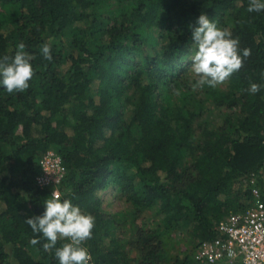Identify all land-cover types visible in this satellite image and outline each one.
<instances>
[{
    "label": "trees",
    "instance_id": "obj_1",
    "mask_svg": "<svg viewBox=\"0 0 264 264\" xmlns=\"http://www.w3.org/2000/svg\"><path fill=\"white\" fill-rule=\"evenodd\" d=\"M248 5L0 0V57L14 55L23 42L35 69L25 92L9 94L0 85V264H59L42 238L30 243L40 237L25 222L43 213L51 195L35 182L49 149L67 168L61 199L95 217L85 243L89 263L170 262L164 238L185 231L212 239L221 219L249 206L250 176L264 158V11L249 13ZM202 12L229 28L241 55L248 48L251 56L226 87L194 92L189 25ZM45 42L51 61L40 52ZM251 83L261 86L258 93L247 91ZM221 108L228 109L223 124L204 118ZM106 193L137 212L160 215L136 259L115 237ZM195 250L173 262L199 264Z\"/></svg>",
    "mask_w": 264,
    "mask_h": 264
},
{
    "label": "clouds",
    "instance_id": "obj_2",
    "mask_svg": "<svg viewBox=\"0 0 264 264\" xmlns=\"http://www.w3.org/2000/svg\"><path fill=\"white\" fill-rule=\"evenodd\" d=\"M249 13L264 11V0H249ZM194 52L191 56V72L197 77L191 88L195 92L204 86L217 88L224 84L243 66L244 60L251 56L248 48L240 49V40L234 37L227 27L201 13L195 24L189 25ZM26 45L20 42L14 55L0 57V85L9 94L25 92L35 75L31 61L33 56L25 50ZM45 60L53 59L51 44L45 42L40 49ZM261 86L251 83L247 91L256 94ZM45 210L40 215L29 216L25 222L40 238L31 239L32 245L39 244L41 238L46 241L42 247L52 252L59 264H89L91 255L85 243L92 239L95 228V217L85 213L71 199H61L57 191L44 202ZM66 241L57 247L59 241Z\"/></svg>",
    "mask_w": 264,
    "mask_h": 264
},
{
    "label": "built area",
    "instance_id": "obj_3",
    "mask_svg": "<svg viewBox=\"0 0 264 264\" xmlns=\"http://www.w3.org/2000/svg\"><path fill=\"white\" fill-rule=\"evenodd\" d=\"M66 173L62 156L49 149L40 158L36 185L62 196L60 186ZM250 178L252 202L244 210L230 211L221 219L215 228L216 237L199 242L194 253L199 264H264V158Z\"/></svg>",
    "mask_w": 264,
    "mask_h": 264
},
{
    "label": "rangeland",
    "instance_id": "obj_4",
    "mask_svg": "<svg viewBox=\"0 0 264 264\" xmlns=\"http://www.w3.org/2000/svg\"><path fill=\"white\" fill-rule=\"evenodd\" d=\"M221 86L226 87L227 81ZM226 110L228 109L221 108L214 112H208L204 118H207L210 121L212 120L214 125L219 126L224 122V117L227 113ZM109 195V193H106L105 195L106 201L104 207L107 212L115 218L112 221L114 225L113 229L115 230V237L119 240L122 239L124 243L126 242V252L130 257L136 259L146 250L144 245H140L141 240L156 228L157 223L160 220V215L156 209L137 212L129 204L118 201L116 198ZM164 239L168 241L169 246H171L169 252L171 260L170 262H163L161 264H175L173 261L176 255L182 257L187 252H193L197 243L200 241V239L196 238L194 234L185 231L177 232L176 235L173 234L170 238L168 237ZM108 242L109 239H105L104 245L106 246Z\"/></svg>",
    "mask_w": 264,
    "mask_h": 264
}]
</instances>
